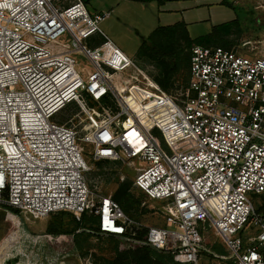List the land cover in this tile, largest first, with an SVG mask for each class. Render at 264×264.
Here are the masks:
<instances>
[{
    "label": "built area",
    "instance_id": "2783aa9c",
    "mask_svg": "<svg viewBox=\"0 0 264 264\" xmlns=\"http://www.w3.org/2000/svg\"><path fill=\"white\" fill-rule=\"evenodd\" d=\"M109 16L84 0H0V208L23 221L88 213L93 233L182 264L203 252L264 264V37L194 44L188 82L170 92L102 30ZM72 106L79 112L60 121ZM82 142L96 161L129 160L134 188L165 203V224L145 226L91 188ZM207 227L227 255L204 245Z\"/></svg>",
    "mask_w": 264,
    "mask_h": 264
},
{
    "label": "rangeland",
    "instance_id": "374dc122",
    "mask_svg": "<svg viewBox=\"0 0 264 264\" xmlns=\"http://www.w3.org/2000/svg\"><path fill=\"white\" fill-rule=\"evenodd\" d=\"M60 1L66 5L73 0ZM84 2L91 13L110 12V16L100 23L102 30L122 51L153 75L158 74V67L143 58L140 50L143 43L151 44L152 34L160 25L185 21L190 36L197 38L212 32L219 24L238 21L243 31L238 37L231 36L235 40L232 47L244 39L261 40L264 37V0H84ZM95 40L99 42L102 37L97 34ZM77 62L79 68L90 66L87 57L82 54L78 55ZM170 90L174 91L175 86ZM78 112L79 108L72 106L62 111L58 119L71 120ZM74 121L80 128L85 124L82 116H77ZM157 135L163 148L168 150L158 132ZM82 144L85 147L83 153L85 161L93 165L87 173L91 188L112 194L121 181H130L133 185L136 169L129 160L96 162L93 155L94 146L87 142ZM135 190L136 193L144 195L139 189ZM254 201L260 206L259 196L255 197ZM164 204L162 200L148 199L144 195L140 221L145 226L164 225ZM66 216L69 218L68 214ZM52 219L53 214H50L42 219L31 218L23 221L11 212L0 211V264H103L111 257V248L116 241L111 240L108 235L94 234L89 230L78 237L80 248L75 234L61 240L56 238V235H51L49 240H45L43 235L48 234L47 226ZM204 236L205 246L213 251L214 246H222L226 250V255L228 254L222 240L211 227L204 229ZM13 242L15 244L11 246ZM119 244L123 249L122 240ZM199 264L232 262L220 260L203 252Z\"/></svg>",
    "mask_w": 264,
    "mask_h": 264
},
{
    "label": "trees",
    "instance_id": "16d2710c",
    "mask_svg": "<svg viewBox=\"0 0 264 264\" xmlns=\"http://www.w3.org/2000/svg\"><path fill=\"white\" fill-rule=\"evenodd\" d=\"M242 31L238 21H230L215 26L213 31L206 35L192 38L185 21L160 25L152 34L151 44H142L140 54L158 67V74L153 75L154 78L165 90L171 91L170 89L178 81L186 84L189 80L191 48L194 44L232 48L235 40L231 36L238 37ZM101 161L103 160L96 162L101 163ZM144 195L136 193L130 181H121L112 192L113 198L120 203L123 210L137 220H140L143 214ZM52 214L53 219L47 226L48 234L56 236L75 234L76 242L79 243L78 237L85 231L96 232L98 230L97 218L91 214L83 213L80 219L68 211H58ZM95 232L94 234H97ZM108 237L116 242L111 248V257L107 258L103 264H182L165 250L151 245L121 249L119 244L121 240L117 235L108 234ZM214 251L220 255H226V250L222 246H214Z\"/></svg>",
    "mask_w": 264,
    "mask_h": 264
},
{
    "label": "crops",
    "instance_id": "0c3cea01",
    "mask_svg": "<svg viewBox=\"0 0 264 264\" xmlns=\"http://www.w3.org/2000/svg\"><path fill=\"white\" fill-rule=\"evenodd\" d=\"M0 211L1 212H10V211H7V210H4V209H2V208H0ZM10 214V213H9ZM13 214V213H12ZM14 216L15 217H17L15 214H14ZM52 234H46V235H43V238H46L45 240H49V236H51ZM64 237H66V236H57V238L59 239V240H61L62 238L64 239ZM14 244H15V242H13L12 244H11V246L13 245L14 246Z\"/></svg>",
    "mask_w": 264,
    "mask_h": 264
}]
</instances>
